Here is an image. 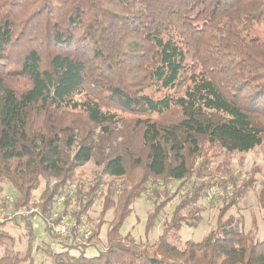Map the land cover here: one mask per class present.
Returning <instances> with one entry per match:
<instances>
[{"label":"trees","instance_id":"trees-1","mask_svg":"<svg viewBox=\"0 0 264 264\" xmlns=\"http://www.w3.org/2000/svg\"><path fill=\"white\" fill-rule=\"evenodd\" d=\"M263 23L264 0H0V191L8 182L18 208L40 178H53L39 205L47 214L84 164L94 161L110 180L100 213L113 211L105 248L89 257L48 251L52 264H264L255 231L244 234L241 218L222 222L253 180L237 184L209 159L264 143V40L249 34ZM117 112L132 126L118 131ZM218 173L231 193L216 229L177 250L168 238L197 228L194 205ZM190 177L208 181L192 185L153 244L120 236L151 179ZM99 186L76 193V220ZM257 202L264 212V184ZM167 203L155 202L146 229ZM30 238L21 256L0 229V264H33Z\"/></svg>","mask_w":264,"mask_h":264},{"label":"rangeland","instance_id":"rangeland-1","mask_svg":"<svg viewBox=\"0 0 264 264\" xmlns=\"http://www.w3.org/2000/svg\"><path fill=\"white\" fill-rule=\"evenodd\" d=\"M249 34L251 37L264 40V23L255 25ZM116 114L117 117H119L118 126L116 128L118 131L123 129L125 125L132 126L133 123L130 116L119 112ZM117 142H119V139H117ZM209 159L210 168L213 170H217L218 168L222 169L224 164L227 165L231 170L232 176L236 179L237 184H240L244 180H253V186L245 198L234 207L223 212L222 222L229 217L234 219L241 218V231L244 234L249 232L253 233L255 231V237L260 241H264V224L262 221L264 212L260 209L257 202L258 192L264 184V143L244 154H226L220 152ZM137 175L140 174L136 173L134 180L138 177ZM98 181L100 186L94 202L85 214H82L84 222L91 232L97 231V223L101 225L96 238H93L91 235L89 247L78 249L70 244L68 238L56 236L52 226L49 224V214H42L41 212V216L31 215L28 219L17 218L13 222L1 226L0 229L14 239V244H8V249L23 256L26 253L28 233H30L31 242L29 246H31L33 264H52L50 258L47 256L48 251L56 253L69 250L70 254L78 255L83 250L85 255L89 257L95 256L98 252L103 250L106 246V233L111 225L113 211L109 210L103 217L100 213L105 195L104 193L106 192V185L110 180L106 177L100 178L99 168L94 164V161H92L76 170L73 180L65 185L62 194H66L67 188L70 186L75 187L74 190L76 193L80 191V193L82 192V194H84L90 186L92 187V185ZM121 181L118 180L117 184H120ZM206 181H208L207 177L201 179L190 177L188 180L182 182L151 179L146 185V192L131 205L132 212L124 220L120 229V236L130 237L137 244H153L162 233V225L171 219L170 217L175 207H177L182 199L192 191V185L204 183ZM223 181H227L226 177H223L220 173L215 175V179L212 180L215 184H213V186L207 190L206 194L199 198L194 205V209L197 211L195 218L199 219L197 228L182 226L177 234L178 238H176V235H172L168 238L170 245L182 251L187 241L200 242L210 231L216 229L218 215H220L221 210L224 209L226 205L224 199L229 198L231 193L229 184L224 189L222 188ZM55 182L53 178H40L38 187L32 192L29 204L34 207L38 206L40 210L39 205L43 201V193L49 190ZM7 194L16 196L10 184L5 182L2 184L0 195ZM77 196L78 195L75 194L76 198ZM165 200H168V203L157 215L154 225L150 229H146V220L153 210L155 202H162ZM186 213L187 210L181 211L180 214L182 217H185L187 216ZM6 251L4 246L0 247V257Z\"/></svg>","mask_w":264,"mask_h":264},{"label":"built area","instance_id":"built-area-1","mask_svg":"<svg viewBox=\"0 0 264 264\" xmlns=\"http://www.w3.org/2000/svg\"><path fill=\"white\" fill-rule=\"evenodd\" d=\"M74 189V186H70L67 188L66 194H61L54 199L48 212L49 224L56 236L68 238L71 245L78 249H84L89 247L92 232L88 229L82 215L79 216L78 220L74 218L73 214L77 207ZM14 202V196L10 194L0 195V225L11 223L17 218L28 219L31 215L41 216L38 206L34 207L28 204L15 208ZM65 202H67V206Z\"/></svg>","mask_w":264,"mask_h":264}]
</instances>
